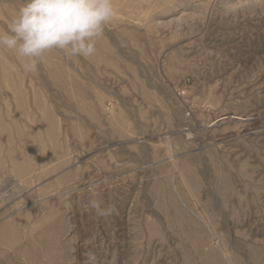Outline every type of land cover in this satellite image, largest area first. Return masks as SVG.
<instances>
[{
	"label": "rangeland",
	"instance_id": "374dc122",
	"mask_svg": "<svg viewBox=\"0 0 264 264\" xmlns=\"http://www.w3.org/2000/svg\"><path fill=\"white\" fill-rule=\"evenodd\" d=\"M114 3L92 57L0 48V264H264V0Z\"/></svg>",
	"mask_w": 264,
	"mask_h": 264
},
{
	"label": "clouds",
	"instance_id": "9594fccd",
	"mask_svg": "<svg viewBox=\"0 0 264 264\" xmlns=\"http://www.w3.org/2000/svg\"><path fill=\"white\" fill-rule=\"evenodd\" d=\"M235 10L231 5L226 9ZM117 13L114 0H24L6 32L0 33V48L25 59V73L32 72L38 60L51 50L89 58L96 52L97 38ZM88 208L98 217L117 211L114 205L101 207L96 199L89 200Z\"/></svg>",
	"mask_w": 264,
	"mask_h": 264
}]
</instances>
